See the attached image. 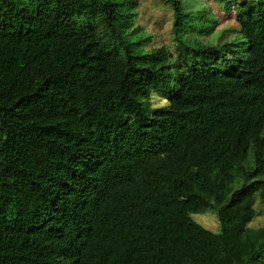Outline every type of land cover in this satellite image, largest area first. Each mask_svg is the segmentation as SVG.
<instances>
[{
    "label": "trees",
    "instance_id": "16d2710c",
    "mask_svg": "<svg viewBox=\"0 0 264 264\" xmlns=\"http://www.w3.org/2000/svg\"><path fill=\"white\" fill-rule=\"evenodd\" d=\"M166 1L175 50L138 0H0V264H264V0L217 43Z\"/></svg>",
    "mask_w": 264,
    "mask_h": 264
},
{
    "label": "rangeland",
    "instance_id": "374dc122",
    "mask_svg": "<svg viewBox=\"0 0 264 264\" xmlns=\"http://www.w3.org/2000/svg\"><path fill=\"white\" fill-rule=\"evenodd\" d=\"M136 27H141L145 34L151 35V41L145 45L147 49L167 45L175 50L173 43V18L174 12L171 4L166 0H138ZM187 11L205 10L211 11L213 19H216V27L210 33H204L198 36L204 42H218L219 35L228 29L238 28L237 10L238 7L249 0H232L230 9L225 7L221 0H181ZM233 33H226L224 40L230 39ZM152 106L163 105L165 100L161 94H153L151 99ZM256 217L250 223L253 228L264 226V203L257 201ZM192 218L199 222L203 227L215 232H221V222L214 210H208L204 213L192 214Z\"/></svg>",
    "mask_w": 264,
    "mask_h": 264
}]
</instances>
